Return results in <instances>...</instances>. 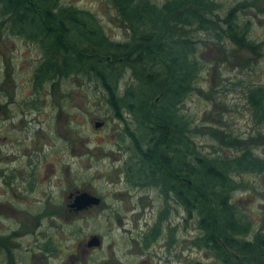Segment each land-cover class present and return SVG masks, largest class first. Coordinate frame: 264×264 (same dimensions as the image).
I'll list each match as a JSON object with an SVG mask.
<instances>
[{"label": "rangeland", "instance_id": "rangeland-1", "mask_svg": "<svg viewBox=\"0 0 264 264\" xmlns=\"http://www.w3.org/2000/svg\"><path fill=\"white\" fill-rule=\"evenodd\" d=\"M216 1L220 17L225 14L226 8L236 2L242 3L237 7L234 20L238 29L249 21L247 38L257 43L260 53L236 47L226 38L216 41L212 36L210 39L207 32L196 30L195 34L201 38L197 42L196 53L202 67L195 85L203 89L204 95L188 93L178 105V114L191 116L195 124L206 128L225 127L226 131L242 138L260 134L261 138H256L249 145L255 155L264 159V124L256 123L251 117L244 93L249 83L264 85V0ZM59 2L89 12L109 39L123 42L127 38V31L109 0ZM39 49L38 44L30 40L0 30V101L3 104L9 101L8 105H4L3 114V108L0 110V155L7 153L9 167L14 165L10 154H15L14 160L21 162L20 158L35 149L39 165L35 180L23 171L24 168L13 175L9 171H0V241L12 251L11 262L0 250V264L43 263L41 258L33 257V247L38 240L34 238L38 232L51 234L53 239L58 240L65 238L62 230L68 229L72 236L82 228L85 233L102 234V244L115 250L123 235L121 229L135 228L134 224H129L135 222L132 216H145L149 225L159 224L162 232L168 235L167 243L170 236H175L173 244L168 243V247L178 245L180 259L170 257L168 264H219L210 251L190 242L198 233L195 217L185 216L183 230L177 226L167 228L168 217L161 223L155 220L160 216L164 203L159 191L154 186H138L128 181L125 170L134 159V153L126 133L132 130L136 137L142 132V129H136L130 113L122 110V119L115 118L104 99L106 92L98 83L90 82L81 75L65 76L52 83L45 81L40 88L36 87L32 70L42 56ZM127 75L128 72L122 80H118L116 88L119 96L132 82ZM96 120L101 124L95 127ZM202 132L192 136L195 147L200 152L212 154L217 150L216 142ZM223 152L230 155L234 149L224 148ZM1 159L0 167L6 162L3 158L1 163ZM235 177H241L247 183L244 189L237 188L230 196L235 208L250 220L247 239L258 231L264 234V173L246 172ZM69 182L102 194L107 210L99 212L92 208L88 213L76 215L66 212L62 206L64 199L61 198V204L58 200L60 193L71 188ZM48 216L71 217L66 226L58 227L52 226ZM74 217L80 220L75 218L73 221ZM141 221L142 218L136 221L137 228L141 226ZM71 236L60 243L67 246L73 244L75 238Z\"/></svg>", "mask_w": 264, "mask_h": 264}, {"label": "trees", "instance_id": "trees-1", "mask_svg": "<svg viewBox=\"0 0 264 264\" xmlns=\"http://www.w3.org/2000/svg\"><path fill=\"white\" fill-rule=\"evenodd\" d=\"M109 2L127 31L123 42L106 37L83 8L59 0H0V30L38 44L42 56L32 70L36 87L81 75L106 92L115 118L122 119V110L130 113L142 132L130 139L134 159L125 171L134 184L159 191L164 201L159 217L175 215L179 204L184 216L195 217L198 233L190 242L210 251L219 264H264V234L258 231L247 239L250 220L230 198L247 185L235 175L264 173V159L249 145L260 134L242 138L225 127L206 128L178 114L188 93L204 95L195 85L202 67L196 30L260 53L247 38L249 21L238 29L234 20L242 3L226 8L220 17L216 0ZM127 72L132 82L119 96L116 86ZM244 93L251 117L264 124V85L249 83ZM201 130L216 142L212 154L195 147L192 136ZM224 148L234 149L233 154L222 153Z\"/></svg>", "mask_w": 264, "mask_h": 264}, {"label": "flooded vegetation", "instance_id": "flooded-vegetation-1", "mask_svg": "<svg viewBox=\"0 0 264 264\" xmlns=\"http://www.w3.org/2000/svg\"><path fill=\"white\" fill-rule=\"evenodd\" d=\"M8 102L9 101L4 102L3 104V102L0 101V110L1 108H3L1 112L2 114L3 112H5L4 105L5 104L8 105ZM23 110L24 109L22 108V111ZM127 136H129V140L130 139L133 140V138H135L130 133H128ZM14 155L15 154H10V156L13 157L12 161L14 165L9 167L7 166L9 159L7 153L3 154V156L0 155V158L2 159L5 158L6 160V162H4L5 164L2 167H0V171H2L3 173L5 171H9V173L13 175L15 171L20 173L21 171L19 170L24 168L25 170L23 171L24 172L27 171L28 176L30 178H32V176H33L32 179L36 178V173L39 172V169H37L39 168V165L37 164L38 162L36 161L38 160L36 156V150L34 149L31 153H26V155L20 158L21 162L14 160ZM23 158L25 159V163ZM2 159H1V163H2ZM17 163L18 164L21 163V164L18 165ZM11 175L9 179H11ZM127 179L129 181L130 178ZM74 183L75 182H72V184L75 186H73L71 183H70L71 185L69 184V187L71 186V188L67 190L68 192L63 191L62 193H60V197L58 200L60 204L64 202L62 206L65 207L66 212H72V215H76L79 214L80 212L88 213V211H90V209L92 208L93 209L96 208L97 209L96 211L99 212L103 210L105 212L107 210L106 208H104L105 204L103 203L104 199L102 194L100 193L95 194L92 192V190H89V188L87 189L85 187H82V185H76ZM81 192L86 194H92L93 196L98 198V202L94 204L89 203L84 206L82 205L78 208V205L75 203H79L80 201H78L76 197ZM61 198L64 199L63 202H61ZM182 209H183L182 206L177 204L176 215L173 214V216H171L172 218L168 217L166 220L167 228H174L175 226H177L178 228L181 227V229L183 230L185 216H184V211H182ZM104 214L106 215V213ZM70 217L71 216L69 217L48 216L47 219L50 220L52 226L57 225L59 227L61 225L66 226L67 221ZM111 217H109V219ZM165 217L167 216L156 217L155 220L161 223L163 222ZM75 218L76 217H74L73 218L74 220L73 219L72 220L75 221ZM80 218L82 217L80 216ZM80 218L78 219L77 217L76 219L80 220ZM115 218L116 220H118V217ZM140 218H142V221L140 222L142 223L141 224V226L143 227L142 230L139 229L141 226H139V228L136 227L137 225L136 221ZM130 220L131 217L129 221ZM132 220H134L135 222L129 224L130 226L134 224L135 228L121 229V233L123 232L122 234L124 236L122 235V237L120 238L119 243L117 244L115 249L116 251L112 250L111 247L104 246L102 244L103 243L102 234H99L97 232L85 233L84 231H82L81 228L80 230H77V232L75 233L76 235L71 236V234L73 233L68 229H66L64 231L62 230L63 236H65V238L58 240L53 239L51 237V234L42 235L39 232L37 236L35 234L34 239H38V240L35 243L36 247H33V255H34L33 257L34 259L41 258V261L43 262L41 264H73V263L75 264H168L170 257L173 259L175 257L176 259L178 258L180 259V255L178 253L179 251L178 245L175 246L172 245L170 246V248L168 247V243L173 244L172 241L176 239L175 236L172 237L170 236V239L167 243L166 241L168 235L162 232L159 224L157 225L156 223H152L150 221L152 225L151 224L149 225L145 216L139 218L132 216ZM92 235H94L96 239L91 238ZM70 236L75 238V242L73 244L71 243L70 245L67 246L66 244L60 243V241L62 240L63 242H65L67 238ZM7 237L8 235L6 236V238ZM58 242L60 244H58ZM0 250L6 254L7 259L10 258L12 260V253H11L12 251L9 250V247L8 245H6V243H2L0 241ZM35 251H37V254ZM94 254H96V257L94 256ZM112 256H114L113 260H112Z\"/></svg>", "mask_w": 264, "mask_h": 264}, {"label": "water", "instance_id": "water-1", "mask_svg": "<svg viewBox=\"0 0 264 264\" xmlns=\"http://www.w3.org/2000/svg\"><path fill=\"white\" fill-rule=\"evenodd\" d=\"M101 124V122L99 120H96V122H94V126L96 127L97 125ZM78 199V201H80L79 203H75L78 205V208L80 206H84L87 205L89 203H96L98 202V198H96L95 196H93L92 194H86V193H79L78 196L76 197ZM82 201V202H81ZM91 238H95L96 237L94 235L91 236Z\"/></svg>", "mask_w": 264, "mask_h": 264}]
</instances>
